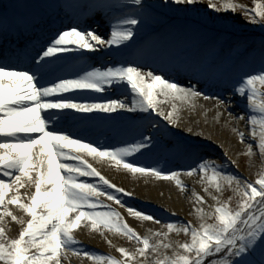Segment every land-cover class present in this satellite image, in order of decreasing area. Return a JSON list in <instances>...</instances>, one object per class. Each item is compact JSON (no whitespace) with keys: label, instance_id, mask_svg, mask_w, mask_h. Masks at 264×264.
Masks as SVG:
<instances>
[{"label":"snow or ice","instance_id":"snow-or-ice-1","mask_svg":"<svg viewBox=\"0 0 264 264\" xmlns=\"http://www.w3.org/2000/svg\"><path fill=\"white\" fill-rule=\"evenodd\" d=\"M175 2L196 4L197 0ZM135 4L143 7L141 0H135ZM209 7L218 12L231 11L233 14L237 9H242L241 15L248 22L259 23L264 27L262 4H257L254 10H250L235 0H220L219 5L210 0ZM8 10V6H5L3 12L5 16ZM113 19L117 22L111 26L110 38L107 40L87 29L79 30L78 25L58 31L50 43L37 50L32 57L34 69L29 67L27 70H17L18 65L9 63L7 58L0 60V207L7 209L5 196L9 191L15 189L18 193L19 189L26 185L34 186L35 189L34 193L27 197L29 203H21L18 194L8 201L20 205L30 214L29 220L18 219L11 211L0 212V264H49L53 259L55 264H60L59 254L63 249H72L77 254L82 251L88 256L89 252L86 249L76 247L80 241L74 235V229L80 227L82 217L92 221L93 229L103 225L142 245L133 250L120 248L119 251L125 259L118 260L105 255L93 257L104 264H149L150 259L152 264H264V176L258 180L257 187L252 183L242 182L234 175H224L226 171L224 166L211 161L200 159L195 167H189L188 175L202 173L201 182L213 186L217 191H220L225 183L235 184L237 189L242 185V202L236 210L227 204H221L217 196L208 193L217 201L218 206L212 213L216 217V222L213 224L203 222L205 213L202 208H196L195 211L200 214L202 220L200 228L181 221L169 222L165 226L167 231L149 230L148 235L141 236L122 220L121 214L115 209L109 212L80 210L84 207L95 209L97 204L93 201L101 195H106L109 200H115L117 204H121V200L117 198L118 194L132 195L101 176L80 153L93 158H109L115 161L117 166L123 165L133 173L152 174L174 180L182 189L185 185L180 179L179 172H164L150 166L142 167L138 161L128 162L127 158L134 153L142 154L141 150L149 147L152 137H143L125 147L97 145L95 141L74 138L58 128L49 130L48 121L51 120V116L45 112L47 109H75L81 112L139 109L143 112L156 111L158 115L164 116L165 120L177 124L176 106L173 105L170 112L161 111L159 96H163L165 100H179L189 104L197 97L213 99L218 108L231 107L233 96H236L246 102L245 107L250 116L249 139L257 142L259 152L264 154V90L257 87L258 84L264 86V66L254 74L245 73L232 81V94L225 95L223 99L219 95L208 97L197 86L200 77L204 78L205 83L212 79L210 72H200L197 75V84L188 87L176 82L171 76L165 78L164 74L152 70L144 71L132 64L111 67L89 66L81 68L71 79L57 78L56 81L50 82L44 80L52 58L59 60L58 54L69 51L70 46L81 55L83 50L103 51L106 47L110 48L112 45L130 40L133 36L132 27L141 22L134 16ZM261 52L264 55V41L261 42ZM125 82L136 93V98L132 101L134 107L120 100L82 104L58 95L73 89L104 91L106 86L116 87ZM46 84L49 86H45ZM42 113L45 115L42 116ZM235 119H243V113L238 114ZM239 135L243 141L244 133L240 132ZM248 152L252 154L251 144L248 146ZM67 160L78 163L61 162ZM81 176H97L102 184L93 185L80 181ZM104 185L107 188L101 192L100 188ZM205 191L207 192V188ZM194 195L198 202H204L203 196L195 193ZM257 196L260 197L259 200H255ZM127 210L141 220L160 223L154 213L148 214L146 210L138 211L133 207ZM69 213L77 214L70 217ZM5 216H10L21 225L26 224L18 238L9 240L6 236ZM189 231L191 241L177 242L174 246L169 238L170 233ZM30 248H35L36 251L29 256L27 253ZM162 248L166 250L164 253H161ZM167 250H171L173 255H167ZM180 250H183V254ZM257 250L260 252L258 261L253 259Z\"/></svg>","mask_w":264,"mask_h":264},{"label":"bare ground","instance_id":"bare-ground-1","mask_svg":"<svg viewBox=\"0 0 264 264\" xmlns=\"http://www.w3.org/2000/svg\"><path fill=\"white\" fill-rule=\"evenodd\" d=\"M72 1L80 3L81 0ZM197 1L196 4H177L175 0H141L143 5L141 8L135 4V0H83L84 6L90 8L91 15L88 17V21L84 22L72 18V23H75L72 26L78 25L81 31L87 29L107 40L110 38L111 26L117 22L113 19L114 17L134 16L141 22L132 27L133 36L130 40L119 45H112L110 48L106 47L103 51L83 50V55H81L80 52L72 50L70 46L69 51L58 54L59 60L52 58V63L49 65L52 70L49 75L52 73L54 75L63 64L65 69L58 71L55 77L74 78L81 68H88L89 66L111 67L118 64H132L141 67L144 71L152 70L158 74H164L165 78L171 76L175 78L176 82L188 87V84L183 83V81L195 76L194 71L210 72L212 79L205 83L204 78L200 77V81L204 84H200L199 87L206 96L219 95L223 99L224 93L229 92L228 95L232 94L231 81L226 80V82L221 83L214 76L216 73L214 68L201 69L204 60L203 54H208L207 52L203 50L195 52L194 48L191 47L188 50H180L181 46L190 43V30L182 31L180 26L172 23L177 22L176 19L166 17H170L173 13L189 17L195 16L202 0ZM213 1H216L217 4L220 3V0ZM249 1L254 2V4L264 2V0ZM67 2L68 0H0V5L8 4L10 11L17 6L18 10H12L11 15L14 19L21 21L20 25H22V21L29 19H31L30 22L33 20L41 22L42 19L35 10L44 13L55 12L65 7ZM20 6L29 8L24 11L19 9ZM150 8L153 11L146 12ZM148 13H155L158 15L159 20L162 18L166 21H158V26H151L147 23L148 20L150 21L148 16H151ZM1 17L0 12V19ZM99 17L100 21H97ZM94 22L97 23L93 26ZM67 28L69 27L62 30ZM211 30L215 32L213 28ZM57 32L55 31L51 37L48 36L44 39L40 46L49 44ZM11 37H14V33ZM230 41L232 42L229 44L232 45L245 42L239 38H233ZM215 50H220V48H215ZM29 67L35 68L33 63H27L26 68L23 70H27ZM203 85L210 87L208 92ZM45 86L49 85L46 84ZM218 87H222L223 92H218ZM58 95L75 97L80 99L77 103L82 104L107 103L109 100H120L128 103L130 107H134L132 101L136 98V93L132 91L131 86L127 85L126 82L116 87L106 86L104 91L73 89ZM158 101L159 109L165 113L172 111L173 105L176 106L177 124L165 120L164 116L158 115L156 111L143 112L139 109L132 111L125 108L117 109L115 112L102 110L81 112L75 109L45 110L51 116V120L48 121L49 130L58 128L74 138H86L88 142L95 141L97 145L125 147L128 144L138 142L143 137L150 136L152 141L149 147L142 149V154L134 153L133 156L127 158L128 162L138 161L139 166L142 167L150 166L164 172L174 171L180 173V179L185 185L183 189L174 180L156 177L152 174L133 173L125 169L123 165L117 166L115 161L109 158H93L80 153L101 176L117 187L125 189L126 192L132 193L131 196L118 194L117 198L121 200V204H117L115 200H109L106 195H101L93 201L97 204L95 209L84 207L80 210L85 212H109L115 209L121 214L122 220L126 221L141 236L148 235L149 230L152 232L167 231L165 226L169 222L181 221L184 224L190 223L193 227L200 228L202 220L200 214L195 211L196 208L203 209L205 213L203 222L208 224L216 222L212 213L215 207L218 206L217 201L213 200L208 193L217 196L219 202L224 204L227 200L226 197L231 195L232 190L227 188L226 183L223 184L220 191H217L213 186L202 183L203 174L200 172L188 175L187 169L195 167L200 159L223 165L226 170L224 175L231 174L242 178L243 181L248 176H252L253 171L259 166L257 162L262 161L260 156L256 161L257 142L249 139L251 135L250 116L245 107L246 102L239 97L233 96L232 103L234 105L229 108H218L213 99L202 97H197L191 104L179 100H165L163 96H159ZM240 113L244 114V118L238 121L235 117ZM43 115L45 113H42ZM258 128L259 125H257V131ZM240 132L245 135L243 141H241ZM249 144L252 146V154L248 152ZM216 159L219 161L216 162ZM61 162L78 163L73 160ZM210 175L211 172L209 171ZM79 180L93 185L102 184L97 176H81ZM106 188L107 186L104 185L100 188V191L103 192ZM205 188H207V192ZM34 191V186L29 187L27 185L20 188L18 193L15 189L9 191L5 196L7 209L0 207V212L11 211L18 219L29 220L31 218L30 214L20 205L11 204L8 201L18 194L21 203H29L27 197L33 194ZM194 193L203 196L204 202H198ZM104 205L110 207H104ZM129 207L136 208L138 211L146 210L148 214L154 213L160 223L157 224L155 221L141 220L135 217L128 212ZM75 214L77 213H69V216L72 217ZM4 221L6 236L9 240L18 238L20 231L26 226V224L21 225L17 221H13L10 216H5ZM91 224V220L82 217L80 227L74 229V235L80 241L76 247L86 249L89 255L85 256L82 251L77 254L72 249H63L59 254L60 264H104L103 261H97L93 257L105 255L115 257L118 260L125 259L119 251L120 248L133 250L142 246L134 240H129L114 229L105 228L103 225L93 229ZM169 238L175 246L177 242H190L191 233L190 231L179 234L172 232ZM35 251V248H30L27 255L30 256ZM165 251V249H161V253ZM180 251L183 254V250ZM167 255L171 256L173 252L167 250ZM49 264H55V259L51 260ZM149 264H152L151 259Z\"/></svg>","mask_w":264,"mask_h":264},{"label":"rangeland","instance_id":"rangeland-1","mask_svg":"<svg viewBox=\"0 0 264 264\" xmlns=\"http://www.w3.org/2000/svg\"><path fill=\"white\" fill-rule=\"evenodd\" d=\"M198 2V1H197ZM211 2L216 3V1L211 0ZM210 0H202L201 6L197 10V14L193 17H189L186 15H178L176 13H173V15L166 16L167 18L176 19L177 22H172L174 25H178L184 29L190 30V38L191 41L188 45L185 46V48L193 47L194 45L197 48H204L211 47V50L214 49L213 53L211 54L210 58L214 59L217 56V53H219L218 50H215L213 44H217L218 42H221V45L219 47H227L230 48V50L226 53L227 57H230L231 61H233L232 66H234L235 62H237L235 59L238 58V55H241L244 59L239 60L241 61L240 64L244 65V69L240 70H246L248 66V62L252 61L254 58H257V60L254 62L253 65H257L260 61L264 62V55H262L261 52V42L264 41V27H261L259 23H250L248 20L245 19L244 16L241 15L242 9H237L235 14H233L231 11H215L212 8L209 7ZM238 4H242L245 8L254 10L257 4H254V2H251L249 0L245 1H236ZM264 5V2L261 3ZM219 5V3H218ZM153 11L152 8L147 9L146 12ZM151 16H148L150 21L147 23L151 26H158L159 22H165L166 20L160 18L155 13H148ZM165 18V17H164ZM192 23H195L193 25ZM203 27V28H201ZM208 28H210L208 30ZM211 28L215 30V32H212ZM188 32V31H187ZM216 33V34H215ZM233 38H239L240 40H243L242 44H239V48H234L232 44H229L231 39ZM230 39V40H229ZM229 40V41H228ZM205 42V43H204ZM254 45H260V46H254ZM253 46V47H252ZM224 49V51H225ZM232 54H235L236 58L233 60ZM238 61V63H239ZM252 63V62H251ZM212 65V63H210ZM262 66H264V63H261ZM227 74L223 75L225 77ZM257 87L261 90H264V86L257 85ZM234 104L232 103V106ZM244 118V114H243ZM242 119H239L238 121H241ZM256 146L258 147V144L256 143ZM262 158L261 162H257L259 166L256 168L254 173L251 177L248 176V178H243L244 181L248 183H252L253 186H257L258 180L264 176V154L260 153L259 150H257L256 154V161L258 160V157ZM216 162L219 160L216 159ZM240 180L242 178H239ZM243 182V180H241ZM227 185V188L231 189V195L226 197L227 200L224 204H227L231 209L236 210L239 206V204L242 202V185L240 189H237V186L235 184ZM260 197L257 196L255 200H259ZM254 203V201H253ZM216 220V217H214ZM194 255V254H192ZM211 259V257L209 258ZM255 260L260 259V252L258 250L257 255L253 257Z\"/></svg>","mask_w":264,"mask_h":264}]
</instances>
